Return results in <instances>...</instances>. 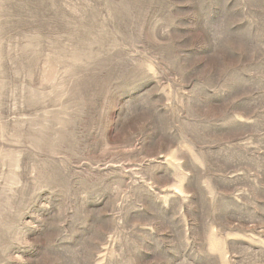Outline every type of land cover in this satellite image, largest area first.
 Masks as SVG:
<instances>
[{"label":"rangeland","instance_id":"374dc122","mask_svg":"<svg viewBox=\"0 0 264 264\" xmlns=\"http://www.w3.org/2000/svg\"><path fill=\"white\" fill-rule=\"evenodd\" d=\"M0 264H264V0H0Z\"/></svg>","mask_w":264,"mask_h":264}]
</instances>
